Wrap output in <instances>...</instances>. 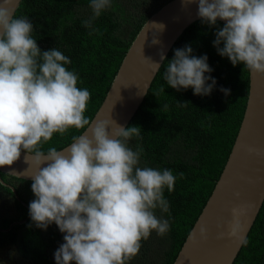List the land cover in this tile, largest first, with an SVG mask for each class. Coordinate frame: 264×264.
<instances>
[{"label": "clouds", "instance_id": "9594fccd", "mask_svg": "<svg viewBox=\"0 0 264 264\" xmlns=\"http://www.w3.org/2000/svg\"><path fill=\"white\" fill-rule=\"evenodd\" d=\"M90 7L94 19L111 0H90ZM198 17L210 26L225 21L213 41L218 54L264 76V0H198ZM84 24L91 27V20ZM32 31L26 17L0 6V167L11 166L23 150L37 168L30 175L35 199L29 215L36 227L46 230L55 223L64 233L56 264H126L152 231L161 236L169 231V222L154 209L168 211L164 189L173 191L176 177L168 169L138 166L143 149L133 150L129 141L140 135V127L85 117L91 94L77 87L78 74L65 67L70 59L56 48L41 51ZM192 51L190 46L174 50L163 79L177 91L191 87L195 95L207 96L216 80L205 75L212 71L207 55ZM151 66L154 72L161 67ZM70 128L85 131L66 149L43 150L54 133L64 135ZM241 213L240 207L231 209L228 235L241 231ZM205 231L202 226V236Z\"/></svg>", "mask_w": 264, "mask_h": 264}, {"label": "trees", "instance_id": "16d2710c", "mask_svg": "<svg viewBox=\"0 0 264 264\" xmlns=\"http://www.w3.org/2000/svg\"><path fill=\"white\" fill-rule=\"evenodd\" d=\"M170 1L111 0V7L93 19L90 0H23L15 17L32 23L31 35L41 51L56 48L70 59L65 67L78 74L77 87L91 94L84 115L92 121L141 28ZM88 20L91 27L84 24ZM223 26L220 21L210 26L200 20L185 30L127 126L141 129L129 141L133 150L143 149L138 166L171 170L176 181L173 191L164 189L168 211L154 209L158 218L169 222V231L163 236L152 231L126 264H174L227 164L247 108L250 71L218 54L213 41ZM185 46L193 49V56L208 57L212 71L205 75L216 85L207 96L195 95L191 87L177 91L163 79L174 50ZM84 131L70 128L64 135L54 133L42 148L62 150ZM1 177L16 193L0 182V250L15 249L18 260L27 264H56L54 253L64 243V233L55 223L45 230L31 220L32 181L3 173ZM234 264H264V204Z\"/></svg>", "mask_w": 264, "mask_h": 264}, {"label": "water", "instance_id": "95a60500", "mask_svg": "<svg viewBox=\"0 0 264 264\" xmlns=\"http://www.w3.org/2000/svg\"><path fill=\"white\" fill-rule=\"evenodd\" d=\"M22 2L0 0V6L11 9L15 16ZM200 20L198 0L192 3L172 0L152 15L130 46L93 123L107 119L127 127L166 60H161L160 54L163 52L167 58L185 30ZM217 21L225 24V21ZM151 62L159 63V70L154 72ZM250 149L258 150L259 154ZM27 155L21 151L20 158L11 166L0 167L1 184L15 193L1 174L32 181L30 175L37 168L25 159ZM46 166V163L41 165ZM263 204L264 76L250 72L249 99L235 144L210 199L190 232L194 238L190 239L189 234L174 264H234ZM233 207L242 209L241 231L236 236L227 234ZM202 226L206 229L203 236Z\"/></svg>", "mask_w": 264, "mask_h": 264}, {"label": "rangeland", "instance_id": "374dc122", "mask_svg": "<svg viewBox=\"0 0 264 264\" xmlns=\"http://www.w3.org/2000/svg\"><path fill=\"white\" fill-rule=\"evenodd\" d=\"M0 264H27L24 260L17 258L15 249L0 250Z\"/></svg>", "mask_w": 264, "mask_h": 264}]
</instances>
